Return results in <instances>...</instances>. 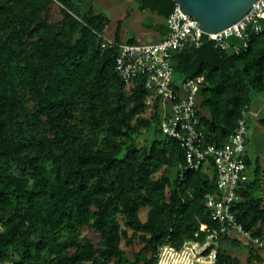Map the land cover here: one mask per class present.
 <instances>
[{
    "label": "trees",
    "instance_id": "obj_1",
    "mask_svg": "<svg viewBox=\"0 0 264 264\" xmlns=\"http://www.w3.org/2000/svg\"><path fill=\"white\" fill-rule=\"evenodd\" d=\"M135 1L161 17L145 24L160 40L175 1ZM108 24L94 0H0L2 264H155L159 244L178 245L201 223L216 227L205 204V195L217 191L211 159L207 171L203 164L180 166L183 148L161 129L169 115L161 98L146 105L143 79L125 83L116 69L117 46L101 53L96 33L106 34ZM111 37L134 43L121 39L119 26ZM169 61L175 92L185 80L202 78L199 130L206 142L223 143L243 112L247 127L251 94L264 95V20L238 53L204 39L172 51ZM243 158L247 173L245 148ZM259 182L247 173L232 211L263 245L228 235L221 241L245 248L247 264L264 261ZM122 240L140 244L132 259ZM217 264L242 261L220 246Z\"/></svg>",
    "mask_w": 264,
    "mask_h": 264
},
{
    "label": "built area",
    "instance_id": "obj_2",
    "mask_svg": "<svg viewBox=\"0 0 264 264\" xmlns=\"http://www.w3.org/2000/svg\"><path fill=\"white\" fill-rule=\"evenodd\" d=\"M264 20V0H256L250 9L238 20L216 32H204L198 20L181 10L175 4L165 19L164 36L152 43H116L109 35L96 33L101 53L108 46H117L116 69L125 83L130 84L137 77L143 79L148 93L146 105L157 96L161 98L164 111L169 115L161 121L162 131L176 138L184 150L183 168L196 169L201 164L209 165V158L215 170L217 191L205 195V204L216 227L208 229L201 223L191 238L178 245L163 242L157 246L155 264H217V252L225 235L252 242L261 247L263 241L252 237L243 228L232 211L238 199L236 189L247 180L243 158L245 148V112L237 121L234 131L220 144L205 141L199 130L198 113L199 82L201 77L189 78L181 83L177 92L172 87V66L169 57L172 51L198 46L205 39L223 50L232 49L238 53L246 48L250 38L261 31ZM235 37L240 44H230ZM206 170V169H205ZM0 264H2L0 262Z\"/></svg>",
    "mask_w": 264,
    "mask_h": 264
},
{
    "label": "rangeland",
    "instance_id": "obj_3",
    "mask_svg": "<svg viewBox=\"0 0 264 264\" xmlns=\"http://www.w3.org/2000/svg\"><path fill=\"white\" fill-rule=\"evenodd\" d=\"M95 9L103 12L109 19L106 27V34L113 36L114 28L120 27V36L123 41L133 38L134 43L144 44L158 41V33L145 27V24L161 21V17L150 10H140L135 0H94ZM177 76V73L174 74ZM245 155L250 160L247 173L250 178H258L261 187L256 188V192L264 199V95L261 93L251 94V109L247 117V127L245 134ZM204 169L208 168L203 165ZM146 208L140 210V218L144 220ZM130 233V231H129ZM83 234L89 236L94 241L98 236L91 229L85 228ZM222 247L237 253L242 264H247V252L243 247L231 248L227 243L222 242ZM129 258H133V253L138 251L140 244L135 240L131 245L121 242ZM251 264H264V261H255Z\"/></svg>",
    "mask_w": 264,
    "mask_h": 264
},
{
    "label": "water",
    "instance_id": "obj_4",
    "mask_svg": "<svg viewBox=\"0 0 264 264\" xmlns=\"http://www.w3.org/2000/svg\"><path fill=\"white\" fill-rule=\"evenodd\" d=\"M179 10L195 17L204 32H216L241 18L256 0H174Z\"/></svg>",
    "mask_w": 264,
    "mask_h": 264
},
{
    "label": "crops",
    "instance_id": "obj_5",
    "mask_svg": "<svg viewBox=\"0 0 264 264\" xmlns=\"http://www.w3.org/2000/svg\"><path fill=\"white\" fill-rule=\"evenodd\" d=\"M164 36V35H163ZM158 39H159V37H158ZM200 112L202 113V114H206L207 112L205 111V110H203V109H200Z\"/></svg>",
    "mask_w": 264,
    "mask_h": 264
}]
</instances>
